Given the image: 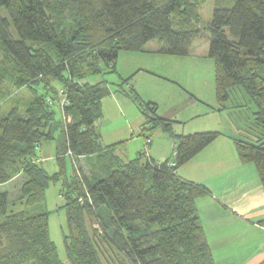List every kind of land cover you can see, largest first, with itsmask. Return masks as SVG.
Listing matches in <instances>:
<instances>
[{
	"label": "trees",
	"instance_id": "obj_1",
	"mask_svg": "<svg viewBox=\"0 0 264 264\" xmlns=\"http://www.w3.org/2000/svg\"><path fill=\"white\" fill-rule=\"evenodd\" d=\"M203 1L0 0V47L15 88L30 93L23 109L0 116V264H65L49 236L45 198L51 183H60L69 264H104L98 249L107 239L128 264H215L196 206L211 191L178 169L221 134L178 133L174 121L157 115L155 103L122 87L128 78L117 88L87 81L114 72L121 51L139 52L155 42L160 54L186 56L208 33L217 102L241 88L264 130V0H217L210 21L200 26ZM60 91L68 102L62 107ZM119 91L145 116L139 128L144 147L130 160L116 154L121 142L103 145L95 125L102 99ZM59 127L63 142L57 143V171L50 172L37 152ZM157 129L173 142L172 155L159 163L146 157ZM234 145L241 163H253L264 190V141Z\"/></svg>",
	"mask_w": 264,
	"mask_h": 264
},
{
	"label": "rangeland",
	"instance_id": "obj_2",
	"mask_svg": "<svg viewBox=\"0 0 264 264\" xmlns=\"http://www.w3.org/2000/svg\"><path fill=\"white\" fill-rule=\"evenodd\" d=\"M216 1L202 2L199 9L200 26L210 21ZM219 1L224 4L228 2L227 0ZM208 36V33H205L200 39L194 41V47L189 56L154 52L155 42L147 43L139 52L121 51L116 60L114 72L90 77L87 81L95 83L105 80L109 87L117 88L121 79L128 78V85L124 82L121 84L122 87L129 93L139 96L141 102L146 103L153 99L157 105V115L165 116L168 113V119L175 122L173 125L178 133L211 130L221 134L218 143L208 144L192 158L197 176L205 172L207 178L210 177V180L219 182V190L215 189L222 199L221 202L227 206V214H221L220 218H215L213 222L211 221L212 223L205 224L203 228L215 264H258L257 261L264 259V228L261 227V225L264 226V190L253 163L239 164L234 140L263 142L264 130L256 125L254 120L256 107L241 88L231 90L227 101L217 102L213 61L207 56ZM12 72V65L0 47V116L5 115L15 106L23 109L25 101L30 97L29 90L15 88V76ZM192 96L197 98V101L188 105ZM101 107L102 115L95 123L101 143L110 145L120 143L118 141L126 142V139L132 138V132H134L135 138L130 139L127 145L130 155H134L137 147L141 144L142 148L145 144V140L141 139L140 135L137 136L139 128L136 124L138 121L142 124L145 116L131 99L120 94L111 93L110 96L104 97ZM55 112L56 119L60 120L61 110L56 108ZM128 123L130 126L134 125L133 129L129 128ZM58 129L53 135L55 145L61 140L63 142L60 127ZM157 130L158 135L154 140V146L158 149L160 145L164 147V142H168L169 138L160 129ZM148 151L149 144L146 157H149ZM37 154L39 156V151ZM153 154L156 162L166 160L163 156L159 157L157 152ZM66 162L67 171L71 174L72 168L68 157ZM47 169L50 172L57 171L55 159L50 161ZM223 169L227 173L219 175ZM226 184L227 193L224 194ZM9 189L11 198L16 199L17 184L12 183ZM59 191L60 183L49 185L46 191L45 209L49 213V236L55 245L57 257L61 262L69 264L63 239L64 235L68 234V228L65 212L61 208L63 200L59 196ZM240 193L242 196L238 197ZM103 218L106 217L103 216ZM253 223L256 227L252 226ZM90 225L97 229L95 221L91 220ZM135 226L147 228L149 231L156 228L155 224H149L147 227L142 222H135ZM96 231L99 234V231ZM98 250L104 264H123L124 262L128 264L127 258L120 253L115 243L108 239L99 246Z\"/></svg>",
	"mask_w": 264,
	"mask_h": 264
},
{
	"label": "crops",
	"instance_id": "obj_3",
	"mask_svg": "<svg viewBox=\"0 0 264 264\" xmlns=\"http://www.w3.org/2000/svg\"><path fill=\"white\" fill-rule=\"evenodd\" d=\"M193 47H194V42L192 43V45L190 47L188 56L192 53V48ZM158 48H159V46L156 43L155 46H154V50L153 51L158 53ZM113 93L114 94L123 95L120 91L119 92H113ZM148 101L149 102H154L153 99H150ZM196 101H197V98L192 96V99L187 104L188 105L194 104ZM122 115L120 116L121 118L123 117ZM159 116L164 118V119H168L169 118V114L168 113L165 114V116L164 115H159ZM136 124H137L138 128H140V126L142 125L141 121H138V123H136ZM128 125H129V123H128ZM132 127H134V125H132V126L129 125V128L133 129ZM157 131L158 130L154 131V133H155L154 135L155 136L151 137V141L149 143V151H148L149 157H148V159L153 160V161L155 160V158H153L154 157L153 153H155V152H157L159 154L158 155L159 157L163 156V158H165V159H168V157L170 155H172V153H173V142H172V140L169 137H168L169 138L168 142H164V147H161V145H160V146H158V149H157V146H154V140L156 139V136L158 135ZM193 132H197V131H192V132H189V133H193ZM179 133H181V132H179ZM182 134H188V133H182ZM137 136H139V131L137 133ZM133 138H135L134 132H132V138L129 137V140L126 139V142L118 141V142H122V144L121 145L120 144L117 145L116 154L119 155L123 160H130V159L135 158L137 156V154H139L142 151L143 147H144V145H143V147L141 148V144H140V147H137L138 148L137 151H135L134 155L131 156L130 153H129L127 145H128V141H130V139H133ZM141 139H143V137H141ZM122 140H125V139H122ZM219 141H220V137L217 140H215L214 142H212V143H218ZM117 149H119V151ZM38 151H39L38 160L40 162H44V163H46L48 165L52 159H55V156H56V153H57V143L55 145L54 139H49V140L43 141V142H41V144H40V146L38 148ZM150 151H151V153H150ZM150 154H152L153 156L150 155ZM226 164H227V162H226ZM239 164H242V163L239 162ZM193 165H194V163H192V159H191L189 162H187L182 167H180L178 169V172H179V174L182 177H184V178H186L188 180H191V181H194V182L197 181V182L206 184L207 187L210 189V191H211L210 195L205 196L204 198L201 197V198L197 199V201H196V206H197V209H198L199 217L201 219V222H202L203 226L205 224L209 225V223H212L213 220H215V218H220L221 214H223V213L227 214V210H226L227 206H226L225 203L221 202L222 199L220 198V196L218 195V192L216 190V189L219 188V185H220L219 182L217 183L215 181L210 180V177L207 178L205 176V172H202L201 176H197L195 174ZM225 173H227V171L223 169L222 173H219V175H222V174H225ZM225 192L227 193V184H226V186L224 188V192L223 193L225 194ZM240 196H242L241 193L238 195V197H240ZM252 226L256 227L254 223L252 224ZM261 227L264 228L263 225H261ZM262 260L264 262V259H262ZM262 260L261 261H257V262H259L258 264H260L262 262ZM257 262H255V263H257ZM263 262H262V264H263Z\"/></svg>",
	"mask_w": 264,
	"mask_h": 264
},
{
	"label": "built area",
	"instance_id": "obj_4",
	"mask_svg": "<svg viewBox=\"0 0 264 264\" xmlns=\"http://www.w3.org/2000/svg\"><path fill=\"white\" fill-rule=\"evenodd\" d=\"M48 101L49 103H51V99L48 98ZM68 102H67V99L65 98V95L62 91L59 92V106L62 107L64 105H66ZM147 142H149V140H147ZM160 161H158L159 163ZM170 165H173V163H170Z\"/></svg>",
	"mask_w": 264,
	"mask_h": 264
}]
</instances>
